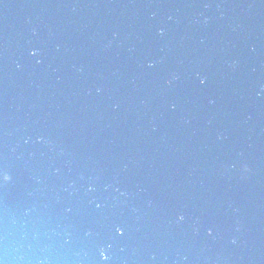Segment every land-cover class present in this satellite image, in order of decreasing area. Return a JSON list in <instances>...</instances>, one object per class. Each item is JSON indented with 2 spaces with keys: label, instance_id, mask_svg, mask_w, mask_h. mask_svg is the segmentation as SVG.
<instances>
[{
  "label": "water",
  "instance_id": "95a60500",
  "mask_svg": "<svg viewBox=\"0 0 264 264\" xmlns=\"http://www.w3.org/2000/svg\"><path fill=\"white\" fill-rule=\"evenodd\" d=\"M0 264H264V0H0Z\"/></svg>",
  "mask_w": 264,
  "mask_h": 264
}]
</instances>
